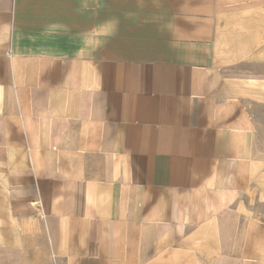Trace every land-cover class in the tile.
Returning <instances> with one entry per match:
<instances>
[{
	"label": "crops",
	"instance_id": "crops-1",
	"mask_svg": "<svg viewBox=\"0 0 264 264\" xmlns=\"http://www.w3.org/2000/svg\"><path fill=\"white\" fill-rule=\"evenodd\" d=\"M264 0H0V264H264Z\"/></svg>",
	"mask_w": 264,
	"mask_h": 264
},
{
	"label": "rangeland",
	"instance_id": "rangeland-1",
	"mask_svg": "<svg viewBox=\"0 0 264 264\" xmlns=\"http://www.w3.org/2000/svg\"><path fill=\"white\" fill-rule=\"evenodd\" d=\"M261 108H264V105H263ZM262 121H263L262 132H263V136H264V118H262ZM263 151H264V150H263Z\"/></svg>",
	"mask_w": 264,
	"mask_h": 264
}]
</instances>
